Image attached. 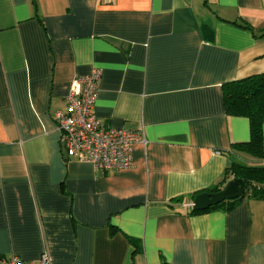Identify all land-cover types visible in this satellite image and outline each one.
<instances>
[{
	"label": "crops",
	"instance_id": "0c3cea01",
	"mask_svg": "<svg viewBox=\"0 0 264 264\" xmlns=\"http://www.w3.org/2000/svg\"><path fill=\"white\" fill-rule=\"evenodd\" d=\"M263 32L264 0H0V260L264 264L263 200L191 213L231 165L264 167L222 98L264 74ZM96 69L95 117L144 137L130 169L64 160L53 114Z\"/></svg>",
	"mask_w": 264,
	"mask_h": 264
},
{
	"label": "built area",
	"instance_id": "2783aa9c",
	"mask_svg": "<svg viewBox=\"0 0 264 264\" xmlns=\"http://www.w3.org/2000/svg\"><path fill=\"white\" fill-rule=\"evenodd\" d=\"M101 79L100 70L75 78L65 96V111L57 110L53 121L59 133L64 160L89 162L96 172L106 173L133 167L132 147L144 143L141 132L103 126L94 115ZM264 164V157L261 159ZM0 264H51L45 250L36 261H23L15 256Z\"/></svg>",
	"mask_w": 264,
	"mask_h": 264
},
{
	"label": "trees",
	"instance_id": "16d2710c",
	"mask_svg": "<svg viewBox=\"0 0 264 264\" xmlns=\"http://www.w3.org/2000/svg\"><path fill=\"white\" fill-rule=\"evenodd\" d=\"M264 34V32H263ZM222 98L226 114L244 117L249 121L250 138L246 143L234 145L236 151L257 160L263 158L264 124V74L253 75L222 85ZM233 179H241L246 185L245 194L235 200L225 201L208 210L231 211L244 199L264 201V167L233 164L229 168ZM226 177L208 192L216 193L226 184ZM196 195H193L194 199ZM207 211V210H206ZM192 214L199 213L191 210Z\"/></svg>",
	"mask_w": 264,
	"mask_h": 264
},
{
	"label": "water",
	"instance_id": "95a60500",
	"mask_svg": "<svg viewBox=\"0 0 264 264\" xmlns=\"http://www.w3.org/2000/svg\"><path fill=\"white\" fill-rule=\"evenodd\" d=\"M246 192V185L241 179L228 181L218 192H202L197 194L191 203L193 211H205L225 201L242 197Z\"/></svg>",
	"mask_w": 264,
	"mask_h": 264
},
{
	"label": "rangeland",
	"instance_id": "374dc122",
	"mask_svg": "<svg viewBox=\"0 0 264 264\" xmlns=\"http://www.w3.org/2000/svg\"><path fill=\"white\" fill-rule=\"evenodd\" d=\"M244 164V163H243Z\"/></svg>",
	"mask_w": 264,
	"mask_h": 264
}]
</instances>
